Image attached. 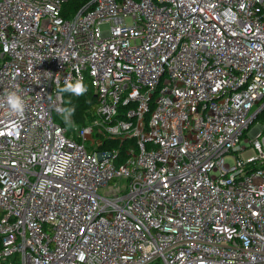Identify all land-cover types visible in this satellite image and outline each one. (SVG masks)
I'll list each match as a JSON object with an SVG mask.
<instances>
[{
    "label": "built area",
    "instance_id": "obj_1",
    "mask_svg": "<svg viewBox=\"0 0 264 264\" xmlns=\"http://www.w3.org/2000/svg\"><path fill=\"white\" fill-rule=\"evenodd\" d=\"M68 1L0 0V264H264V0Z\"/></svg>",
    "mask_w": 264,
    "mask_h": 264
},
{
    "label": "trees",
    "instance_id": "obj_2",
    "mask_svg": "<svg viewBox=\"0 0 264 264\" xmlns=\"http://www.w3.org/2000/svg\"><path fill=\"white\" fill-rule=\"evenodd\" d=\"M90 0H69L64 9L76 12L81 6ZM64 88V115L56 116L55 120L69 128L68 134H74V127H79L95 116L96 107L98 104L97 98L92 89L89 91L75 94L73 91L65 90Z\"/></svg>",
    "mask_w": 264,
    "mask_h": 264
},
{
    "label": "clouds",
    "instance_id": "obj_3",
    "mask_svg": "<svg viewBox=\"0 0 264 264\" xmlns=\"http://www.w3.org/2000/svg\"><path fill=\"white\" fill-rule=\"evenodd\" d=\"M65 90L81 93L85 89L83 88L82 84L77 83L75 86L68 85V88ZM6 103L13 112L17 113L21 117L23 116L24 102L16 92H9L7 94Z\"/></svg>",
    "mask_w": 264,
    "mask_h": 264
},
{
    "label": "rangeland",
    "instance_id": "obj_4",
    "mask_svg": "<svg viewBox=\"0 0 264 264\" xmlns=\"http://www.w3.org/2000/svg\"><path fill=\"white\" fill-rule=\"evenodd\" d=\"M102 28H103V29L106 28V25L103 24V25H102ZM253 153H254V151H252V150H247V151L244 152V156H245V157H248V156L252 155ZM226 159L229 160V159H230V156H227Z\"/></svg>",
    "mask_w": 264,
    "mask_h": 264
}]
</instances>
